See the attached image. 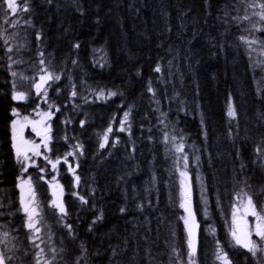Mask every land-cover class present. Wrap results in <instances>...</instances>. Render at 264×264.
<instances>
[{
    "label": "trees",
    "instance_id": "16d2710c",
    "mask_svg": "<svg viewBox=\"0 0 264 264\" xmlns=\"http://www.w3.org/2000/svg\"><path fill=\"white\" fill-rule=\"evenodd\" d=\"M32 3L33 27L22 24L14 29L3 23L2 14L0 25L8 32L20 33L13 46L27 41L26 49L21 52L26 61L35 59L37 48L51 54L57 65L77 58L80 67L74 68L69 63L66 70H71L77 91L88 99L85 103L78 96L74 103L80 107L74 108L68 100L67 79L59 82V93L54 90L55 86L48 91L49 99L61 109L51 121L54 138L51 157H63L77 142L83 145L82 156L68 157L75 175L80 176L78 186L68 165L62 163L57 169L69 212L67 221L72 223L78 236L76 246L80 242L86 244L92 254L91 264H149L145 258L146 249H151L156 257L154 264H166L170 243L181 253L187 251L186 230L180 219L185 212L179 207L181 178L171 155L161 143L159 113L154 111L156 105L146 91L151 78L161 99V110L168 112V119L183 131L187 140V171L199 224L197 261L198 264H212L214 244L207 226L215 227L216 238L222 243H231L232 199L229 193L234 183L233 169L239 167L237 148L248 165L253 188L264 186V170L254 168L251 163L252 142L249 139L264 131L256 122L257 113L264 111L261 98L264 93L257 95V88L264 87L258 83L262 74L259 70L252 71L244 47L235 46L238 43L235 35L239 33L235 29L225 33V25L217 19L222 15L225 0H208L207 4L205 0H80L83 14L70 6L69 0H53L51 4L46 0H32ZM169 28L171 31L167 30ZM37 32L41 34L39 41L35 38ZM75 42L80 43L79 50H73ZM221 43L225 45L223 49L219 47ZM74 52H78V56L73 55ZM169 60H172L171 65L167 63ZM96 61L104 66L100 67ZM157 62L169 73L165 76L169 81L166 84L156 81L160 75L153 72ZM6 63V59L0 61V201L7 203L10 198L14 209L19 203L16 178L20 173L11 149L9 123L13 117L10 113L11 108L17 106L21 116L33 117L35 104L29 101L17 105L11 101V77L4 67ZM81 81L90 87H82ZM98 87L119 90L124 95L106 101L96 99L91 89ZM175 92L185 101V112L177 114L176 102L164 98L165 94L171 97ZM229 97L238 112L239 137L235 143L228 138L226 105ZM129 106L132 108L130 135L116 131ZM40 108L47 110V105L40 102ZM200 112L204 114L203 128ZM113 117L109 146L100 149L98 134L106 130ZM66 120L71 123H65ZM81 120L85 121L83 128ZM65 135L69 137L67 141ZM115 136L119 137V143L113 148ZM195 149H199L195 152L200 156L198 166L194 161ZM40 165L46 168L43 175L49 181L50 166ZM29 174L44 207L46 222L55 233L53 243L60 247L63 241V246L67 247L66 230L62 224H57L53 210L47 207L52 199L49 183L38 179L42 174L36 168L29 169L25 176ZM74 192L85 196L89 203L81 204L78 197L72 195ZM148 201L152 206L146 207L143 213L138 211L136 205H147ZM93 203L97 209H103L104 219L89 232L88 227L96 215ZM260 203L264 200L258 202V209ZM121 207L127 211L121 213ZM205 208L208 219H205ZM0 211L7 212V209ZM160 218L163 223H158ZM5 219L8 217L0 218V222ZM12 220L18 227L21 215ZM19 236L24 240L23 230ZM124 240L128 241L127 246ZM118 244L125 250L113 258L111 247ZM237 251L232 249L230 255ZM234 259L239 264L242 258L236 255Z\"/></svg>",
    "mask_w": 264,
    "mask_h": 264
},
{
    "label": "snow or ice",
    "instance_id": "6c2138e0",
    "mask_svg": "<svg viewBox=\"0 0 264 264\" xmlns=\"http://www.w3.org/2000/svg\"><path fill=\"white\" fill-rule=\"evenodd\" d=\"M46 2L51 4L53 0H46ZM207 3L208 0H205V4ZM69 5L74 6L76 11L83 14L80 0H69ZM32 11V0H0V14L3 16V23L9 24L14 29L20 28L22 24L33 27L31 20ZM221 12L222 15L218 16L217 19L225 25V33L232 32L233 29L239 33V35H235V40L238 41L235 46L244 47L249 57L250 68L254 73L259 70V73L262 74L258 83L264 84V0H225ZM167 30L171 31L170 28ZM225 33H221V35L223 36ZM19 35L18 31L8 32L7 28H2V25H0V61L5 59L7 61L4 67L11 77L9 81L11 101L16 102L17 105L31 101L35 104L33 112L40 119L29 120L28 116H21L17 106L11 108L10 115L13 118L10 119L9 123L10 141L13 159L20 173L16 178L18 181L16 187L19 189V203L13 209V202L10 198L7 203L0 201V210L7 209V212L0 211V218L8 217V219L0 222V264H91L92 254L86 244L80 242L76 246L78 236L72 223L67 221L69 212L62 199L63 187L58 182H52L55 181L54 176L52 181L46 180L45 175H43L46 172V168L38 164L36 159L42 158L46 164L51 165L53 171L63 161L75 175V169L69 163L68 157L82 156L84 154L81 143L77 142L72 145L73 150L66 153L63 157L57 156L53 159L47 154L52 151L49 145L54 139L50 135L51 125L48 121L51 120L55 112L61 111L60 107L49 99L48 91L55 86L54 90L59 93L61 91L59 82L62 79H67V87L70 89L68 100L73 103L74 108L80 107L74 103L78 96L87 103V97L77 91V84L73 82L71 70H66L69 63L72 67L79 68V61L77 58H70L67 63L57 65L53 63L51 54H46L41 48H37L35 51V59L30 62L26 61L21 56V52L26 49L27 41L25 40L24 43L13 46V42L17 40ZM35 38L37 41L41 40V34L37 32ZM224 46L222 43L219 45L221 49ZM80 47L79 42L72 44L73 50H79ZM73 55L78 56V52H74ZM174 59L175 56H173ZM96 63L100 67L104 66L99 61H96ZM167 63L171 65L172 60ZM153 72L160 74L156 77L157 82L161 84L169 82L165 79V76L169 73H165L164 67L159 62L153 68ZM137 75H140L139 70H137ZM81 86L90 87L84 81H81ZM91 91L96 99L105 101L118 95L121 97L124 95L119 90L114 91L104 87L92 88ZM146 91L151 94V100L156 105L154 111L159 113L158 125L162 127H159L158 131L162 137L161 143L164 144L166 152L171 155L174 168L181 178L179 207L186 213L180 219L183 220L186 230L187 251L181 253L170 243L166 264H198L197 246L199 241L197 230L199 229V224L196 222L195 213L191 208V184L187 171L189 168V154L185 151L187 140L183 131L178 129L176 124L168 119V112L161 110V99L157 96V90L153 86L151 78L147 82ZM261 93H264V87L257 88V95ZM164 98L176 102L178 106L177 114L186 111L185 101L180 97L179 92H175L171 97L165 94ZM261 98L264 99V96ZM40 102L47 105V110L40 108ZM131 111V106L124 111L123 117L119 121V126L116 128L117 132L131 134V123L129 120ZM226 116L229 125L228 138L235 143V139L239 137V120L236 106L232 103L231 97H229L226 105ZM114 122L115 117L110 121L106 130L98 134L101 141L99 143L100 149H105L109 146V137L110 134H113L112 125ZM256 122L260 129H264V111L257 113ZM65 123L70 124L71 121L66 120ZM79 123L81 128L85 126L84 120ZM200 123L203 128L205 123L203 112H200ZM29 124L32 126V131L41 137L40 143L24 137L23 129ZM234 129L236 130L235 136ZM148 131L151 133L152 129L149 128ZM204 135L206 138L207 133L204 132ZM148 138L151 140L152 136L150 135ZM64 139L67 141L69 137L65 135ZM249 139L252 142L251 163L254 168L264 170V131H261L258 137L254 136ZM117 143H119V137L115 136L111 147H116ZM41 147L45 150L44 152L41 151ZM132 151H135L134 147ZM198 151L199 149H195L193 153L197 166L200 162V156L195 155V152ZM236 159L239 161V167L233 169L235 173L233 177L234 183L232 191L229 193L232 199L231 222L229 224L231 243H222L221 240L216 238L215 227L212 224L207 226L206 230L213 237L214 244L212 264H237L234 259L236 255L242 258L239 264H264V203H260L259 209L257 207L258 202L264 200V186L253 188L250 183L251 176L248 165L242 159L239 148L236 149ZM30 168H36L42 174L39 175L38 179L45 180L52 188V199L47 207L53 210L52 215L56 218L57 224H62V227L66 230L65 235L69 239L67 247L63 246V241H61L60 247H57L52 241L55 233L46 222L44 207L41 206L37 198L34 181L30 174L25 176V174L29 173ZM155 180L156 177L153 175V181L155 182ZM75 181L78 186L80 176L75 175ZM72 195L77 196L83 205L89 203V200L78 192H74ZM205 204H207L206 200ZM151 206V201H148L147 205L145 203L136 205L141 213L145 211L146 207ZM92 207L95 209L96 215L88 227L89 232L93 231L94 225L104 219L103 209H97L95 203H93ZM126 211L125 207L120 208L121 213ZM17 215H21V223L18 227L14 225L12 220V217ZM249 216L255 218V223L252 225L249 224L247 219ZM205 219H208L207 208H205ZM158 223H163V218H160ZM21 230H23L24 240H21L19 236ZM254 236L256 239H253ZM145 240H147L146 237ZM123 243L127 246L128 241L124 240ZM232 249H237L238 251L230 255ZM124 250L119 244L111 247L112 257L115 258L123 253ZM145 258L149 264H154L156 259L151 249L145 250Z\"/></svg>",
    "mask_w": 264,
    "mask_h": 264
},
{
    "label": "rangeland",
    "instance_id": "374dc122",
    "mask_svg": "<svg viewBox=\"0 0 264 264\" xmlns=\"http://www.w3.org/2000/svg\"><path fill=\"white\" fill-rule=\"evenodd\" d=\"M53 117H54V116H53ZM53 117L51 118V120L48 121V123H49L50 125H51V121H52ZM32 119H37V120H38V119H40V118H39L38 116H36V113H34V114H33V117L29 116V120H32ZM38 127H40V126L38 125ZM23 135H24V137H25L26 139L34 140L36 143H40L41 137L37 136L36 133L32 131V126H31L30 124H29L27 127H25V128L23 129ZM50 135H51V133H50ZM49 147L51 148V143H50ZM41 151H42V152L45 151V150L43 149V147H41ZM47 154H48L49 156H51V152H48ZM36 159H37V163H38V164L48 165V164H46V162H45L42 158H36ZM62 163H63V161H61L60 164H62ZM60 164L57 165V168H56L55 171H53L52 168H51V165H49V166H50V169H51V171H52V176H51V179H50L49 181H52V177L54 176V177H55V181H52V182H53V183L58 182V183L62 186V184H61L60 181H59V177H58V173H57V169H58V167H59ZM30 169H31V168H30ZM189 180H190V184H191V208H192L193 212L195 213V211H194V206H193V202H192V183H191V178H190V176H189ZM49 187H50V186H49ZM62 187H63V186H62ZM50 191H51V193H52V188H50ZM57 191H59V190H57ZM64 197H65V193H64V189H63V196H62V199H63V202H64V204H65ZM185 215H186V213H185ZM195 219H196V217H195ZM247 219H248L250 225H252V224L255 223V218H254V217L249 216ZM196 222H197V221H196ZM254 238H255V236L253 237V239H254Z\"/></svg>",
    "mask_w": 264,
    "mask_h": 264
}]
</instances>
